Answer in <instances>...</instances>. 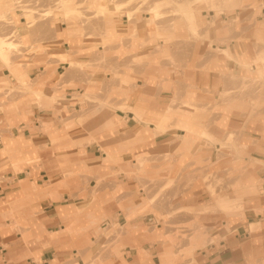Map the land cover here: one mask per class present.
Here are the masks:
<instances>
[{
    "label": "crops",
    "instance_id": "obj_1",
    "mask_svg": "<svg viewBox=\"0 0 264 264\" xmlns=\"http://www.w3.org/2000/svg\"><path fill=\"white\" fill-rule=\"evenodd\" d=\"M5 6L0 0V10ZM134 8L103 29L106 40L134 35L130 47L116 46V54L106 50L105 64L110 66L98 62L103 50L98 32L94 31L93 42L79 43L64 22L50 21L42 27L44 50L31 52L28 61L20 62L26 67L10 65L17 79L30 84L31 93L42 92L45 98L38 101L23 94L0 107V264H67L88 238L94 241L89 233L98 225L123 228L119 254L106 264H171L167 229L160 221L166 208L152 206L139 183L148 186L183 177L201 163L223 170L231 165L243 168L239 192L244 193L240 195L244 208L237 215L177 211L179 222L196 216L208 237L196 236L189 242L196 246L192 260L177 263L264 264V96L254 110L255 97L247 98L246 91L236 100L219 99L231 85V76L257 77L261 69L254 61L264 48V0H237L218 13L202 7L199 15L209 26L201 33L207 38L187 44L182 31H174L180 42L169 48L173 62H160L158 57L159 62L141 64L133 63L134 56L147 58L154 49L150 38L155 30L142 19L131 22ZM199 19L194 16L187 22L188 29L197 30ZM33 33L34 29L28 33L32 45ZM70 46L77 47L76 54L68 51ZM70 62L89 63L92 68L71 69ZM114 71L126 83L113 79ZM10 73L0 60V80L5 76L13 80ZM61 76L65 100L71 101L73 92L107 85L116 88L108 100L116 107L91 111L95 101H89L85 111L89 116L74 127L64 126L58 110L49 104L51 94L44 93ZM63 104L70 113L78 103ZM209 105L206 114L201 112ZM229 132L239 137L243 162L232 164L228 154L218 158L226 153L219 143L199 137L206 133L217 140ZM136 160L142 161L139 178ZM185 182L175 198L197 209L205 197L198 193L203 187L197 180ZM77 260L83 263L81 256Z\"/></svg>",
    "mask_w": 264,
    "mask_h": 264
},
{
    "label": "rangeland",
    "instance_id": "obj_2",
    "mask_svg": "<svg viewBox=\"0 0 264 264\" xmlns=\"http://www.w3.org/2000/svg\"><path fill=\"white\" fill-rule=\"evenodd\" d=\"M123 1L124 0H5L6 6L0 10V46L7 53L8 62L5 64L1 59L0 60L11 72L10 75L13 80L10 79V76H5L2 80H0V107L2 108L6 102L13 101L15 98H18L23 94L29 96L30 98L32 97L33 99H37L38 101L45 98L42 92L38 95L33 92L31 93L30 84H28V82L25 83L21 79H17L11 71L10 65L26 67L27 65H21L20 62L25 63L28 61L31 52L34 54L44 50V48L41 47L40 40L46 35L44 29L42 28L43 26H48L46 21H50L52 24L57 23L55 25H61L60 22H64L63 24L67 26L68 34L75 39L77 38L79 43L83 40L93 42L94 38L92 37L95 34L94 31L98 32V40L100 39V44L103 45V50L98 56V62L104 66H110L109 64H105L109 55L106 50H111L115 53L116 46L123 48L126 45H129L130 47V43L132 42L134 35L129 33L124 34L122 37L114 41L106 40L104 36H102L104 34L103 29L112 24L115 17L127 14L129 9L137 6L135 10L131 12V22L134 23L136 20L142 19L145 26L148 28H154L155 31L151 33V36L153 37L150 38L152 44L151 46H153L151 48L154 49H151L150 54L145 56L147 57L145 60H143V56L135 55L133 63L141 64L143 62H159V60H156L158 57L161 58L160 62H173L172 56L168 53L169 48L173 47L175 43L177 44L180 42L175 39L177 34H175L174 31H182V41L184 43L188 44L190 41H203L207 38V35L204 33L202 34L201 32L202 30L206 31L208 29L209 22H206L202 17H200L199 14L201 8L204 7L205 9H210L211 7L215 13H218L224 9L235 6L234 4L232 6L231 0H227V3H230L231 5L227 3L223 4L224 0H222L223 2H220L219 0H208L209 2H206L205 0H194L195 2H192L193 13L189 16L187 21V19L183 17L182 13H179L178 10L173 8L174 6L172 4H170V6L172 5L173 7H170L169 4L168 6H165L167 4L162 1V8H158V10H161L162 12L160 14L161 17L151 22L150 17L155 14L149 12L147 9L148 6L156 0H142L141 2L140 0H132L131 3H123ZM214 1L218 3L217 6L212 5ZM139 3H141V6H138L140 5ZM163 3L165 5H163ZM221 3L224 7L222 5L219 7V4ZM226 4L229 6H225ZM203 5H206V7ZM172 8L173 10H171ZM194 16L196 19L197 17L200 19L197 21V30L192 32L188 29L187 22L189 23ZM20 17L26 21L25 24L20 23ZM95 20H98L96 21L97 23H94ZM19 25L27 27V32L24 31V27L22 30H18L17 27ZM31 29H34L33 45L28 36ZM84 36L91 38H84ZM23 38L25 41L22 42ZM160 40L162 44H159ZM69 43H71V41ZM112 44L114 46H112ZM79 49L80 48H78V50ZM95 49L97 51V48ZM262 50H264V48ZM68 51L72 52V54H76L77 47L71 48L70 46ZM153 53H155V55ZM259 56L257 58H259ZM254 62L257 66L261 67L262 73L259 71L257 77H251L249 73L247 77L239 78L237 76H231V85L228 90L220 92V100H236L239 94L243 96L244 91H246L247 98L255 97V103L251 104V109L254 110L260 106V98L264 96V58H259ZM69 66L71 69H84L91 67L92 65L89 63L70 62ZM249 66L250 63L245 67L247 71ZM62 78L63 77L61 76L60 79L53 84L52 88L44 91V93L48 95L51 94L49 104L58 110L61 117V123H63L64 126L71 128L76 126L77 123L83 122L85 118L89 116V113H85V111L89 109V101H95L92 104L93 106H91V111L97 110L98 107L102 110L109 108L110 106L116 107V105H113L108 101L112 92L115 94L114 91L116 88H111L107 85L98 86L92 90L86 88L85 93L82 94L73 92L72 100H65L63 90L59 87L60 83L63 81ZM113 79H118L119 82L126 83L125 78L122 80V76L117 71H114ZM238 79H241V81ZM91 93H94V95H90ZM58 102H60V104H58ZM64 102H77L78 104L77 106H72V110L68 113V110L64 107ZM185 105L191 107L189 103H186ZM119 107L123 108L121 106ZM211 107L212 105L205 106L201 108V112L206 114ZM44 124L45 123L41 121L43 130H46L47 127ZM208 136V134L204 133L199 137L207 138L212 142L219 143V146L226 151V153H220L218 158L228 154V156L232 159V164L243 162L241 157L242 151L239 145V137L235 133H225L223 138L217 140ZM165 158L169 159V155H165ZM136 161L139 167L135 168L134 172L136 177L139 178L142 175V167L140 166L142 161ZM246 164L248 165L252 163L246 162ZM242 169L231 165L223 170L210 163H201V166L183 177L179 176L176 179L166 178L165 181L160 184L151 182V184L148 185L152 187L150 190L148 189L147 184L139 183V186L143 187L147 193L146 199L150 204H152V206L166 208L167 214L161 216L160 221L167 229L165 233L167 242L166 251L170 253L171 258L169 259V262L172 260L171 264H179L177 262L192 260V253L196 246H189V242L194 240L196 236L200 237L203 234L205 240L208 239L205 233L206 227L203 226L202 222L198 218L196 219V216H194L192 221L179 222L175 220L177 211L182 210L193 215L196 214V212H223L225 214L236 215L242 213L244 203L240 195L244 193L239 192V175L242 172ZM184 179L186 180L185 184L187 185H190L189 182L197 180L199 186L203 187L201 191L200 189L198 190V193L202 195L205 194V197L197 209L185 207L184 203L178 202L179 200L175 198L179 191L178 187ZM99 183H101V180L97 178V184ZM184 195L185 194L182 192V196ZM221 196L233 199L236 201L237 205L231 209H226L216 205V198ZM255 211L260 210L255 209ZM122 231V227L111 230L108 228H102L99 225L94 227L89 233V236H93L94 241H91L88 238L87 245L82 248H78L76 254H71L69 261H67L68 263H64L79 264L77 256H81L83 263L81 262L80 264H106V260H109L114 255L119 254L117 243Z\"/></svg>",
    "mask_w": 264,
    "mask_h": 264
},
{
    "label": "bare ground",
    "instance_id": "obj_3",
    "mask_svg": "<svg viewBox=\"0 0 264 264\" xmlns=\"http://www.w3.org/2000/svg\"><path fill=\"white\" fill-rule=\"evenodd\" d=\"M131 1L132 0H124L123 1V3H131ZM134 1V0H133ZM142 0H140V2H141ZM162 1L163 2H165L167 5H165L164 3H163V5H165V6H168V4H169V6H170V4H172L171 6L175 9V10H178L179 11V13H182V15H183V17H185L186 19H187V21H188V18H189V16L193 13V9H192V2L194 1V0H160V1H154L150 6H148V11L149 12H151V13H153V14H155L156 16H158L160 13H162L161 12V10H158V8H162L161 6H162ZM203 1V0H202ZM206 2L208 1V0H205ZM217 1V0H216ZM220 2L222 1V0H219ZM232 1V0H231ZM230 1V2H231ZM234 1V0H233ZM232 1V6H233V4L235 5V3L237 2V0H235L234 2ZM195 2V1H194ZM209 2V1H208ZM223 2V1H222ZM228 1L227 0H224V2H223V4H225V3H227ZM140 5H138V6H141V3H139ZM216 4H218V3H216L215 1L212 3V5L213 6H217ZM223 4L221 3V4H219V7L222 5L223 6ZM227 4H229V5H231L230 3H227ZM227 4L225 5V6H227ZM206 5H207V3H206ZM208 5H209V3H208ZM211 5V4H210ZM228 5V6H229ZM170 6V7H171ZM227 6V7H228ZM137 6H135V8H136ZM147 7V6H146ZM164 7V6H163ZM209 7V6H208ZM224 7V6H223ZM134 8V9H135ZM173 8L171 9V10H173ZM211 8V7H210ZM213 8H217V7H213ZM226 8V7H225ZM199 10V9H198ZM168 16V15H167ZM185 19V20H186ZM188 24V23H187ZM189 26V25H188ZM201 29V28H200ZM192 32H195L196 30H194V28H191L190 29ZM200 31V30H199ZM192 32H191V34H192ZM200 35V34H199ZM0 44H1V42H0ZM260 52V53H259ZM258 53H259V58L260 59H263L264 58V50H262V51H259ZM259 58H257V59H259ZM0 59L6 64L7 62H8V59H7V53L4 51V49L0 46ZM256 59V58H255ZM251 66V65H250ZM259 71H260V73H262V70L259 68ZM103 106V105H102ZM101 106V107H102ZM152 125V124H151ZM215 203H217L216 205H219V206H221V207H223V208H226V209H231L232 207H234L235 205H237V203H236V201H234L233 199H230V198H228V197H225V196H221V197H219V198H216V201H215ZM213 206H215V205H213ZM221 209V208H220ZM230 211V210H229ZM228 211V212H229ZM233 211V210H232Z\"/></svg>",
    "mask_w": 264,
    "mask_h": 264
},
{
    "label": "built area",
    "instance_id": "obj_4",
    "mask_svg": "<svg viewBox=\"0 0 264 264\" xmlns=\"http://www.w3.org/2000/svg\"><path fill=\"white\" fill-rule=\"evenodd\" d=\"M149 221H151V218H148Z\"/></svg>",
    "mask_w": 264,
    "mask_h": 264
}]
</instances>
